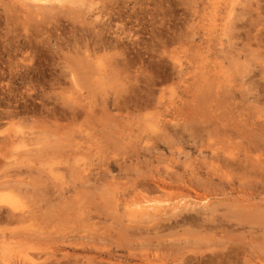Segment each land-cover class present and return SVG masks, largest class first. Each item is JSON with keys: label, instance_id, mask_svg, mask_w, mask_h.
<instances>
[{"label": "rangeland", "instance_id": "rangeland-1", "mask_svg": "<svg viewBox=\"0 0 264 264\" xmlns=\"http://www.w3.org/2000/svg\"><path fill=\"white\" fill-rule=\"evenodd\" d=\"M47 1L0 0V264H264V0Z\"/></svg>", "mask_w": 264, "mask_h": 264}, {"label": "bare ground", "instance_id": "bare-ground-1", "mask_svg": "<svg viewBox=\"0 0 264 264\" xmlns=\"http://www.w3.org/2000/svg\"><path fill=\"white\" fill-rule=\"evenodd\" d=\"M19 1H20V0H19ZM30 1L46 2L47 0H30ZM88 1H89V0H88ZM47 2H48V1H47ZM53 4H54V3H53ZM41 8H42V7H41ZM241 19H242V18H241ZM213 20H214V19H213ZM214 23H215V22H214ZM237 27H239V26H237ZM179 73H180V72H179ZM207 74H208V73H207ZM257 160H258V159H257ZM17 171H18V170H17ZM183 181H184V180H183ZM159 182H160V181H159ZM156 184H157V183H156ZM152 185H153V184H152ZM153 186H154V185H153ZM58 194H59V193H58ZM178 194H179V193H178ZM184 194H185V193H184ZM195 195H196V198H197V199H200V202H201V201H203V202L205 201V202H206L205 199H206L207 197H206L205 199H203V198H202L201 196H199L198 194H195ZM197 199H196V200H197ZM207 199H208V198H207ZM179 201H180V200H179ZM133 202H134V201H133ZM148 202H149V201H148ZM188 202H189V201H188ZM196 202H197V201H196ZM150 203H151V202H149V205H150ZM158 203H159V202H158ZM205 204H207V202H206ZM127 205H128V204H127ZM183 205H184V203H183ZM195 205H196V203H195ZM197 205H198V204H197ZM200 205H201V204H200ZM132 206H133V205H132ZM139 206H140V205H139ZM180 206H181V204H180ZM184 207H185V206H184ZM205 207H206V206H205ZM146 208H148V207H145L144 209H146ZM185 208H186V207H185ZM210 208H212V206H211ZM144 209H141L140 211H141V212H142V211H145ZM178 209H182V208L179 207V202H178L177 204L173 205V207H172V210H173V211H177ZM194 210H195V209H194ZM196 211H197V210H196ZM196 211H194V212H196ZM202 211H203V210H202ZM213 211H214V210H213ZM209 212H210V211H209ZM209 212H208V213H209ZM215 212H216V211H215ZM181 213H182V212H181ZM187 213H188V212H187ZM229 213H230V212H229ZM188 214H190V213H188ZM205 214H207V212H206ZM231 214H232V213H231ZM7 215H8V214H7ZM20 215H21V214H20ZM193 215H194V214H193ZM207 215H208V214H207ZM249 215H250V214H249ZM134 216H135V215H134ZM21 217H23V216H21ZM214 217H215V216H214ZM217 217H218V216H217ZM217 217H215V218H217ZM234 217H235V216H234ZM191 218H192V217H191ZM191 218H190V219H191ZM202 218H203V217H202ZM230 218H231V217H230ZM188 219H189V218H188ZM190 219H189V220H190ZM194 219H195V218H194ZM194 219H192V221H193ZM205 219H206V218H205ZM217 219H218V218H217ZM206 221H207V220H206ZM203 222H204V221H203ZM207 222H208V221H207ZM214 222H215V221H214ZM189 223H190V221H189ZM224 223H225V222H224ZM185 224H186V223H185ZM204 224H205V223H204ZM207 224H208V223H207ZM209 224H210V223H209ZM212 224H213V223H212ZM212 224H211V225H212ZM189 225H190V224H189ZM218 225H219V224H218ZM218 225H217V226H218ZM222 225H223V223H222ZM205 226H206V225H205ZM212 226H214V225H212ZM215 226H216V225H215ZM203 227H204V226H203ZM131 228H132V227H131ZM128 229H129V228H128ZM154 229H155V228H154ZM134 235H135V234H134ZM213 258H214V257L209 256V255H205V256H194V259H195V260L200 261V263H201V261H202V262H205V263H207V264H213V261H214ZM256 258H257V257H256ZM216 259H217V261H218L219 263H221V262H220L221 260L219 261V258H218V257H217ZM216 259H215V260H216ZM257 259H258V258H257ZM190 260H191V259H190ZM147 261H148V260H147ZM188 261H189V260H188ZM186 262H187V261H186ZM182 263H183V262H182ZM248 263H249V262H248ZM250 263H251V262H250Z\"/></svg>", "mask_w": 264, "mask_h": 264}]
</instances>
